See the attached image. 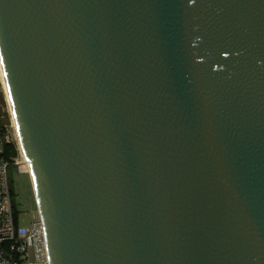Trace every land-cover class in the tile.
Returning <instances> with one entry per match:
<instances>
[{
	"label": "water",
	"instance_id": "1",
	"mask_svg": "<svg viewBox=\"0 0 264 264\" xmlns=\"http://www.w3.org/2000/svg\"><path fill=\"white\" fill-rule=\"evenodd\" d=\"M48 264H264V0H0Z\"/></svg>",
	"mask_w": 264,
	"mask_h": 264
},
{
	"label": "built area",
	"instance_id": "2",
	"mask_svg": "<svg viewBox=\"0 0 264 264\" xmlns=\"http://www.w3.org/2000/svg\"><path fill=\"white\" fill-rule=\"evenodd\" d=\"M10 143L9 134L0 130V264H48L44 227L37 210L26 225L19 224L14 210L8 167L19 165L16 157L21 154L6 156L5 146Z\"/></svg>",
	"mask_w": 264,
	"mask_h": 264
},
{
	"label": "rangeland",
	"instance_id": "3",
	"mask_svg": "<svg viewBox=\"0 0 264 264\" xmlns=\"http://www.w3.org/2000/svg\"><path fill=\"white\" fill-rule=\"evenodd\" d=\"M5 91L0 77V130L9 134L12 143H15L21 156L16 157L20 160L19 165L10 164L8 167V177L13 191L14 210L18 212V221L21 225H26L31 218V214L36 210V202L32 181L29 171L25 168V161L19 147L18 138L12 123L9 105L5 97ZM19 154V153H18ZM20 170V171H19Z\"/></svg>",
	"mask_w": 264,
	"mask_h": 264
},
{
	"label": "bare ground",
	"instance_id": "4",
	"mask_svg": "<svg viewBox=\"0 0 264 264\" xmlns=\"http://www.w3.org/2000/svg\"><path fill=\"white\" fill-rule=\"evenodd\" d=\"M0 77H1V82H2V85H3L4 91H5V95H6L5 97L7 99L8 105H9V110H10V114H11L12 123H13V126H14L15 131H16V135H17V138H18L19 147H20L21 152H22L23 157H24L25 168L29 171V175H30V172H31L30 162L28 160H26L24 152H23V149H22V146H21V142H20V138H19V134H18L17 121H16L14 109H13V106H12L10 94H9V91H8L7 82H6V78H5V74H4V69H3L1 57H0Z\"/></svg>",
	"mask_w": 264,
	"mask_h": 264
},
{
	"label": "trees",
	"instance_id": "5",
	"mask_svg": "<svg viewBox=\"0 0 264 264\" xmlns=\"http://www.w3.org/2000/svg\"><path fill=\"white\" fill-rule=\"evenodd\" d=\"M5 155L8 157H14L18 155L17 146L15 143H10L5 146Z\"/></svg>",
	"mask_w": 264,
	"mask_h": 264
}]
</instances>
